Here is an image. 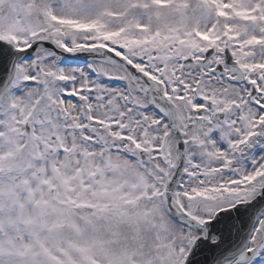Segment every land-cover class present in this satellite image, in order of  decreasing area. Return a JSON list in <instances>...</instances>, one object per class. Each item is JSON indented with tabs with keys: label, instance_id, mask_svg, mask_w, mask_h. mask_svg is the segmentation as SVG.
<instances>
[{
	"label": "snow or ice",
	"instance_id": "snow-or-ice-1",
	"mask_svg": "<svg viewBox=\"0 0 264 264\" xmlns=\"http://www.w3.org/2000/svg\"><path fill=\"white\" fill-rule=\"evenodd\" d=\"M0 264H264V0H0Z\"/></svg>",
	"mask_w": 264,
	"mask_h": 264
}]
</instances>
